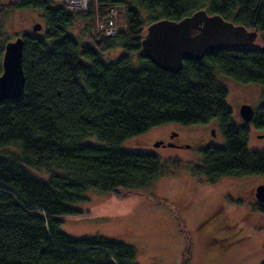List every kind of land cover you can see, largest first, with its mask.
Instances as JSON below:
<instances>
[{"label":"trees","instance_id":"16d2710c","mask_svg":"<svg viewBox=\"0 0 264 264\" xmlns=\"http://www.w3.org/2000/svg\"><path fill=\"white\" fill-rule=\"evenodd\" d=\"M15 9L39 10L45 27L42 36H18L24 90L0 100V148H18L0 154V264H137L132 245L100 235L76 239L60 226L65 216L82 213L70 205L88 190L132 192L161 175L157 156L121 149L155 127L217 119L224 145L202 151L196 175L212 181L264 175V150L248 148L247 131L233 122L226 87L214 76L216 68L236 82L261 85L264 96V47L219 48L183 59L177 70L160 67L141 48L147 24L202 13L264 33V0H90L86 11L60 0H12L0 4V17ZM109 18L117 32L98 34L97 20ZM77 20L86 23L88 43L67 31ZM116 48L126 53L103 61ZM256 113L261 128L264 103ZM89 138L106 146L90 145ZM257 208L264 216V206Z\"/></svg>","mask_w":264,"mask_h":264},{"label":"rangeland","instance_id":"374dc122","mask_svg":"<svg viewBox=\"0 0 264 264\" xmlns=\"http://www.w3.org/2000/svg\"><path fill=\"white\" fill-rule=\"evenodd\" d=\"M10 1L0 0V4ZM141 10L143 18L147 19V12ZM43 20L41 12L35 9L4 11L0 17V44L1 41L15 40L24 33L44 35ZM124 20L125 17L121 15L118 19L120 26L125 25ZM35 24H41L42 29L33 31ZM149 26L147 24L145 27L146 31ZM85 29V21L77 20L67 31L84 44L90 39ZM253 45L264 47V33H258ZM125 53L122 48L112 49L103 56V61H114ZM131 55L133 65L137 67L138 54ZM0 56L2 61L3 55ZM214 74L226 87V102L233 122L243 127L245 122L240 115V106L247 104L258 111L264 103L262 86L236 82L216 68ZM216 121L213 122L218 139L214 143L221 147L224 138ZM171 124L172 128L185 127L178 123ZM248 126V148L251 151L264 150V125L260 128L251 122ZM163 128L155 127L121 144L122 151L148 152L157 156L163 166L158 178L137 185L132 192L88 190L84 195L85 200L70 205L82 213L65 216L60 230L76 239L100 235L132 245L137 249V264H264V216L250 196L253 188L264 184V175L225 178L216 180L213 185L205 183L195 173V167L203 163L201 151L151 147L150 144ZM86 143L96 147L106 146L96 138H89ZM17 149L14 146L0 148V154L16 152ZM195 185L201 194L198 197L197 192L191 194L192 198L196 197L195 203L189 211H185L184 206L188 203L183 204L180 200L181 193L189 189L194 191ZM226 191L232 192L230 198L221 199ZM220 204L231 211L229 224H233L235 233L228 239L237 244L234 245L235 251L226 257L219 254L223 245L215 241L218 235L211 232L210 224L205 220V215ZM249 252L251 258L241 261V256Z\"/></svg>","mask_w":264,"mask_h":264},{"label":"water","instance_id":"95a60500","mask_svg":"<svg viewBox=\"0 0 264 264\" xmlns=\"http://www.w3.org/2000/svg\"><path fill=\"white\" fill-rule=\"evenodd\" d=\"M32 29L40 31L42 25L35 24ZM257 36L256 30L249 31L244 25H234L218 16L202 13L180 23L161 21L149 26L141 48L160 67L177 70L185 58H201L219 48L254 46ZM23 45L22 37L5 45L0 74V100L17 98L23 93ZM240 107L242 119L249 123L253 119L254 109L247 104ZM254 191L256 199L264 204V184L258 185Z\"/></svg>","mask_w":264,"mask_h":264},{"label":"flooded vegetation","instance_id":"af4514ba","mask_svg":"<svg viewBox=\"0 0 264 264\" xmlns=\"http://www.w3.org/2000/svg\"><path fill=\"white\" fill-rule=\"evenodd\" d=\"M256 112L257 111L254 110L253 119L249 123H246L242 119L245 122V125L240 128L246 129L247 133L249 129L248 125L251 122H254V124L256 125V117H255L257 116ZM213 121L214 120L206 124L191 125V126H185V127H180V128H177V127L172 128L173 125L171 123L162 125L164 128L161 129V132L159 133V135L154 139V141L150 145L151 147L155 149H159V148H164V149L169 148V149H175V150L176 149H188V150L201 151L202 153L204 149L208 147L216 146L214 141H217L218 139V132L215 127V123ZM216 123L219 124L218 120L216 121ZM263 125H264V120H263L262 126ZM169 126H171V128H167ZM219 127H220V124H219ZM197 175L199 178L202 177L200 179L201 181L205 180L206 181L205 183L213 185L214 183L217 182V181H212L205 174H197ZM225 178H233V177L223 176V177H219L217 180H221ZM195 186L196 188L194 189V191L189 189L181 193L180 200L183 201V204L188 203L187 205L184 206L185 211H189L191 209V206L195 203L196 197L192 198L191 194H194L195 192H197L196 194L197 197L199 194H201V192L198 193L197 185ZM255 188H253L252 191L250 192L251 199L256 204V207L264 206L263 203H260L256 199L255 191H254ZM230 194H232V192L230 191L224 192L221 196V199L227 198V197L230 198ZM230 213L231 211L229 209L225 210L224 206L220 204V205H217L213 210L209 211L205 215V220L209 222L210 224L209 227L211 229V232L215 235H218L215 241L220 242L223 245L222 250L219 252V254H221V257L223 256L226 257L227 255L234 252L235 251L234 245H237L235 241H231L228 239L230 236L234 235L233 233H235L233 230V224L232 225L229 224V219H230L229 217L231 216ZM251 255H252L251 252L246 253L245 255L241 256L240 260L245 262L251 258Z\"/></svg>","mask_w":264,"mask_h":264},{"label":"built area","instance_id":"2783aa9c","mask_svg":"<svg viewBox=\"0 0 264 264\" xmlns=\"http://www.w3.org/2000/svg\"><path fill=\"white\" fill-rule=\"evenodd\" d=\"M68 9L74 11H86L90 0H60ZM96 32L103 36H112L117 32L116 24L113 19H106L96 22Z\"/></svg>","mask_w":264,"mask_h":264},{"label":"bare ground","instance_id":"6f19581e","mask_svg":"<svg viewBox=\"0 0 264 264\" xmlns=\"http://www.w3.org/2000/svg\"><path fill=\"white\" fill-rule=\"evenodd\" d=\"M6 45V44H5ZM5 48V47H4Z\"/></svg>","mask_w":264,"mask_h":264}]
</instances>
